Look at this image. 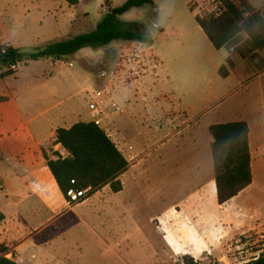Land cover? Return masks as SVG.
Instances as JSON below:
<instances>
[{
  "label": "crops",
  "instance_id": "crops-1",
  "mask_svg": "<svg viewBox=\"0 0 264 264\" xmlns=\"http://www.w3.org/2000/svg\"><path fill=\"white\" fill-rule=\"evenodd\" d=\"M18 1L17 13L33 25L43 24L51 0ZM54 3L65 7L66 13H58L74 25L78 7L70 6L64 0ZM191 3L192 0L187 5L192 20L184 18V10L179 11L167 0H154L151 4L154 14L159 9L170 15L171 23L166 29L162 30L156 21L153 23L162 34V45L168 48L160 51L157 39L149 34L153 43L144 50L145 62L139 67L143 75L131 86L124 85V78L117 83L118 90L114 94L117 101L130 107L133 95L138 93L145 108L151 112L147 116H151L149 121L130 113L123 125V133L140 140L141 146L144 142L151 150L162 141L167 125L176 128L181 123H191L189 127L201 137L210 135V128L214 125L246 122L250 129L252 185L224 205L218 201L212 204L207 197V186L215 183L210 170L202 185L188 192L179 206L185 207L186 212L191 202L204 201L214 224L218 219L217 206L234 207L236 212H225L230 223L225 228L235 234L257 232L264 238V49L258 52V64L237 53L231 54L228 49L218 51L197 23V13L192 10ZM84 16L87 19L88 16ZM156 19L160 20L159 14ZM187 21L189 35L193 32L203 42L205 50L199 49L186 61L180 39L185 37L182 26ZM16 32L0 21V46L25 51L51 43H42L41 37H34L29 30ZM229 59L231 64H228ZM223 66L227 68L226 77L220 74ZM7 68L0 67V79L7 74ZM53 79V76H29L24 87L0 80V258L18 264H79L71 257L73 253L65 238L72 228V220L63 217L75 208L85 207L90 199L69 206L48 166L47 157H68L69 153L57 142V130L69 129L79 122H90L91 115L88 106L83 111L73 106L55 112L61 103L55 101L59 88ZM222 98L227 100L214 109H207ZM112 140L124 155L117 141ZM151 152H154L153 148ZM197 152H201L200 148ZM208 156L213 166L212 152ZM194 162L203 176L201 155ZM154 169H149L147 175L153 174ZM181 169L186 172V167Z\"/></svg>",
  "mask_w": 264,
  "mask_h": 264
},
{
  "label": "rangeland",
  "instance_id": "rangeland-1",
  "mask_svg": "<svg viewBox=\"0 0 264 264\" xmlns=\"http://www.w3.org/2000/svg\"><path fill=\"white\" fill-rule=\"evenodd\" d=\"M189 1L167 0L179 11L184 10V18L192 20L188 12ZM49 2L43 24L33 25L15 11L18 0H0V21L13 32L29 30L34 37H41L42 43H49L93 31L105 16L104 10L109 3L115 9L124 5L126 0H80L74 25L58 13H66L65 7L61 8L52 0ZM248 2L258 11L263 8L264 0ZM191 5L192 10L203 17L210 15L214 7L210 0H192ZM158 14L160 20L156 19ZM84 15L88 16L87 19ZM120 19L125 23L139 24L143 33L155 36L160 51L167 50L168 46L162 45L161 32L154 28L153 23L156 21L162 30L169 27L171 18L168 12L156 9L154 14L152 6L146 5L129 11ZM183 23L185 37L180 39V43L183 58L187 61L194 52L205 50V46L193 32L189 35V21ZM247 42V35L241 34L238 43L232 47L238 49L245 44L248 47ZM148 47L139 42L115 41L99 49L85 48L56 62L43 59L30 67L19 64L16 70H7L0 79L7 80L12 86L24 87L29 76H53V82L59 88L55 101L61 103L55 112L73 106L83 111L92 99L105 92L124 110L123 114L111 115L108 120L111 138L117 141L130 162L129 170L121 176L124 190L115 194L110 187H105L94 195L89 194L90 201L85 207L75 208L64 215V219L72 220V228L65 234L66 244L73 253L71 257L79 264H187L188 257L196 264L251 262L264 255V238L257 232L235 234L225 228L230 224L225 212H236L234 207L217 206L218 219L214 224L204 201L191 202L186 212L185 207L179 206L188 192L202 185L210 170L214 177V164L211 165L208 156L212 152L211 136L197 137L188 122L186 125L181 123L177 129L167 125V133L151 152L152 148L149 150L144 142L141 146L140 140L123 133V125L130 113H136L147 121L151 117H147L151 112L145 108L138 93L133 95L130 107L114 98L117 83L123 78L127 87L143 75L139 67L144 65V50ZM133 65L138 67L134 69ZM226 100L222 98L207 109H214ZM142 125L145 126L144 121ZM126 143L134 150L128 151ZM197 148H200V153ZM200 155L203 176L194 162ZM152 167L155 168L154 173L148 176L147 172ZM182 167H186V172ZM34 234L38 232L34 231Z\"/></svg>",
  "mask_w": 264,
  "mask_h": 264
},
{
  "label": "trees",
  "instance_id": "trees-1",
  "mask_svg": "<svg viewBox=\"0 0 264 264\" xmlns=\"http://www.w3.org/2000/svg\"><path fill=\"white\" fill-rule=\"evenodd\" d=\"M64 1L73 7L80 4V0ZM219 1L225 8L223 13L204 17L197 15V23L218 51L230 50L238 43L241 34L247 35L248 47L245 44L238 48L236 53L257 63L260 59L258 52L264 49V12L256 10L248 0ZM153 2L154 0H126L121 7L106 13L93 31L51 42L43 48L23 51L10 46H0V67L29 65L43 59L60 61L85 48L99 49L115 41L150 45L153 43L152 37L143 33L139 24L125 23L120 17ZM228 64H231L230 59ZM220 74L227 76L226 66L220 69ZM249 135L250 129L246 122L218 124L210 128L214 180L220 205L228 203L253 183ZM57 142L69 156H58L57 159L47 157V160L65 197L71 189L91 188L90 195L105 187H110L115 194L124 190L121 176L129 170L130 162L113 140L93 122H79L69 129H58ZM72 181H75V184H72ZM0 264L18 263L0 258ZM187 264L196 263L188 257ZM246 264H264V255Z\"/></svg>",
  "mask_w": 264,
  "mask_h": 264
},
{
  "label": "built area",
  "instance_id": "built-area-1",
  "mask_svg": "<svg viewBox=\"0 0 264 264\" xmlns=\"http://www.w3.org/2000/svg\"><path fill=\"white\" fill-rule=\"evenodd\" d=\"M210 1L214 5L212 10H210L211 14L219 15L223 13L225 8L221 1L219 0H210ZM110 10H111V7L110 5H108L106 10H104V12L108 13ZM259 11L264 12V4H263V8ZM236 51L237 49L235 47H232L230 49L231 54H235ZM16 68L17 66L14 65V66L8 67L7 70H16ZM88 111L91 115V122H93L100 129H102L109 138L112 137V134L110 132V127H109L110 125L108 123V120L110 119L111 115L124 113V110L118 105L117 102H115V100L110 98L106 92L105 94L102 93L99 96L95 97V99L91 100V102L88 105ZM126 147L128 148V151L134 150L133 146L128 145L127 143H126ZM72 184H75V181H72ZM90 193H91V188L83 189V190L71 189L67 192V195L65 198L69 206H74V205L87 201L89 199Z\"/></svg>",
  "mask_w": 264,
  "mask_h": 264
},
{
  "label": "bare ground",
  "instance_id": "bare-ground-1",
  "mask_svg": "<svg viewBox=\"0 0 264 264\" xmlns=\"http://www.w3.org/2000/svg\"><path fill=\"white\" fill-rule=\"evenodd\" d=\"M208 196L210 199V202L212 204H216L217 203V189H216V183L212 182L211 186L208 187ZM213 207V206H212ZM174 250H177L176 248Z\"/></svg>",
  "mask_w": 264,
  "mask_h": 264
}]
</instances>
